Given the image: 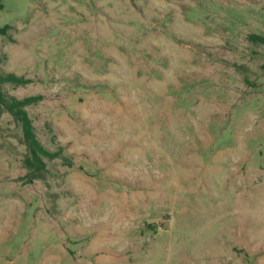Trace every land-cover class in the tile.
I'll return each instance as SVG.
<instances>
[{
  "label": "rangeland",
  "instance_id": "rangeland-1",
  "mask_svg": "<svg viewBox=\"0 0 264 264\" xmlns=\"http://www.w3.org/2000/svg\"><path fill=\"white\" fill-rule=\"evenodd\" d=\"M0 264H264V0H0ZM33 173V176H30Z\"/></svg>",
  "mask_w": 264,
  "mask_h": 264
},
{
  "label": "trees",
  "instance_id": "trees-1",
  "mask_svg": "<svg viewBox=\"0 0 264 264\" xmlns=\"http://www.w3.org/2000/svg\"><path fill=\"white\" fill-rule=\"evenodd\" d=\"M8 28V26L0 28V35H4ZM250 38L255 42L259 41L264 44V38L262 37L251 35ZM4 83H11L13 85L21 86L30 83V81L29 79H26L22 76H17L13 73H8L5 75H0V85ZM41 98L42 97L40 95L28 96L22 99H17L15 97H6L0 89V106L6 112H8L13 119L20 123L23 141L29 151V156L27 159H25V162L27 165H29V167H33L34 171L44 169L45 165L41 157L55 159L60 156L59 151L50 152L41 145L34 132L32 120L28 116V113L25 109L27 106H30L41 100ZM30 176H33V173H31Z\"/></svg>",
  "mask_w": 264,
  "mask_h": 264
}]
</instances>
